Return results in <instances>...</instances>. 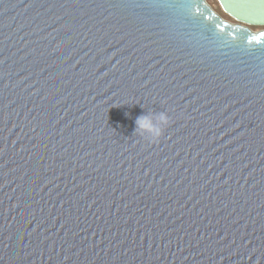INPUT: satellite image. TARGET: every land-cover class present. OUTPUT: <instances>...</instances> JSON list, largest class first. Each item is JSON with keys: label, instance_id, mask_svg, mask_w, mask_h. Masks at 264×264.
Returning a JSON list of instances; mask_svg holds the SVG:
<instances>
[{"label": "water", "instance_id": "water-1", "mask_svg": "<svg viewBox=\"0 0 264 264\" xmlns=\"http://www.w3.org/2000/svg\"><path fill=\"white\" fill-rule=\"evenodd\" d=\"M216 1L0 0V264H264V0Z\"/></svg>", "mask_w": 264, "mask_h": 264}, {"label": "clouds", "instance_id": "clouds-1", "mask_svg": "<svg viewBox=\"0 0 264 264\" xmlns=\"http://www.w3.org/2000/svg\"><path fill=\"white\" fill-rule=\"evenodd\" d=\"M135 132L152 143H156L163 136L170 124V117L166 112H146L136 119Z\"/></svg>", "mask_w": 264, "mask_h": 264}, {"label": "rangeland", "instance_id": "rangeland-1", "mask_svg": "<svg viewBox=\"0 0 264 264\" xmlns=\"http://www.w3.org/2000/svg\"><path fill=\"white\" fill-rule=\"evenodd\" d=\"M207 2L210 4V6L225 20L235 23L233 19H231L229 16H227L222 9L220 8L218 2L216 0H207ZM254 32H259L264 30V27H250Z\"/></svg>", "mask_w": 264, "mask_h": 264}, {"label": "snow or ice", "instance_id": "snow-or-ice-1", "mask_svg": "<svg viewBox=\"0 0 264 264\" xmlns=\"http://www.w3.org/2000/svg\"><path fill=\"white\" fill-rule=\"evenodd\" d=\"M262 18H264V17H262ZM261 35H264V33H261ZM253 40H255V37H253Z\"/></svg>", "mask_w": 264, "mask_h": 264}]
</instances>
